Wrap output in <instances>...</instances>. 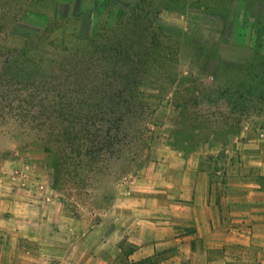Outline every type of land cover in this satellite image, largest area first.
<instances>
[{
	"label": "rangeland",
	"instance_id": "374dc122",
	"mask_svg": "<svg viewBox=\"0 0 264 264\" xmlns=\"http://www.w3.org/2000/svg\"><path fill=\"white\" fill-rule=\"evenodd\" d=\"M256 51L264 0H0V190L31 184L76 212L129 195L166 144L190 164L194 147L231 165L264 151V86H226Z\"/></svg>",
	"mask_w": 264,
	"mask_h": 264
},
{
	"label": "crops",
	"instance_id": "0c3cea01",
	"mask_svg": "<svg viewBox=\"0 0 264 264\" xmlns=\"http://www.w3.org/2000/svg\"><path fill=\"white\" fill-rule=\"evenodd\" d=\"M236 60L249 75L227 83L228 93H245L252 81L264 86L262 51ZM238 108L237 122L245 116ZM232 153L194 147L190 164L186 152L166 144L129 195L91 209L81 203L76 212L52 192L5 183L0 264H264V151L239 150L238 165L229 162Z\"/></svg>",
	"mask_w": 264,
	"mask_h": 264
}]
</instances>
